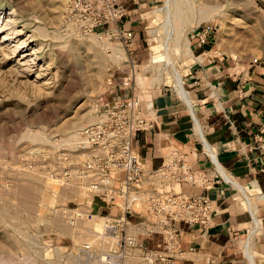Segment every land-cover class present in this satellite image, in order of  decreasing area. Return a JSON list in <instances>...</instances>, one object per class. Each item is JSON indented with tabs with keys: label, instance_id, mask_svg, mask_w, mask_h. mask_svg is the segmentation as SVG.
<instances>
[{
	"label": "rangeland",
	"instance_id": "374dc122",
	"mask_svg": "<svg viewBox=\"0 0 264 264\" xmlns=\"http://www.w3.org/2000/svg\"><path fill=\"white\" fill-rule=\"evenodd\" d=\"M164 1L141 0L136 37L128 34L119 40L110 38L117 34L115 29L85 36L62 29L64 0H0V256L6 258L0 264H87L81 245L89 243L95 250L115 245L106 236L102 216L75 225L62 219L61 208L82 205L89 200L87 192L62 187L60 180L41 170L52 164L58 152L70 149L81 126L96 120V107L112 96L106 87L109 77L114 76V93L133 92L147 106L160 91H170L177 98L174 87L149 82L167 64L163 50L172 52L171 42L176 37L179 43L183 33L188 34L195 54L202 52L200 42L207 47L206 56L221 59L228 72L247 74L264 67L263 2L174 0L177 7L171 0V19L159 29L157 39L150 40L148 30L161 25L152 22L156 17L152 10L163 8ZM258 8L262 13H257ZM162 12L167 13L165 8ZM9 17L13 23L6 26ZM12 28L17 32L3 39ZM93 35L100 43L120 42L139 72L149 61L156 66L137 84L129 60L112 63L110 51L91 40ZM151 54L156 56L153 60ZM172 56L184 80L192 60ZM130 71L131 87L122 89L120 77ZM21 187H27L30 198L21 196ZM25 205L27 211L21 208ZM135 248L140 253V247ZM126 257L130 264L128 251Z\"/></svg>",
	"mask_w": 264,
	"mask_h": 264
},
{
	"label": "built area",
	"instance_id": "2783aa9c",
	"mask_svg": "<svg viewBox=\"0 0 264 264\" xmlns=\"http://www.w3.org/2000/svg\"><path fill=\"white\" fill-rule=\"evenodd\" d=\"M126 15L120 0H64L60 26L79 36L116 29L110 38L120 40L128 35L121 27ZM129 58L132 70L131 53ZM113 78L106 81L112 96L96 107L97 119L81 126L70 149L58 152L52 164L41 170L45 168L47 175L60 180L62 187L86 190L89 200L59 211L69 225L103 217L106 236L115 245L106 250L81 245L80 254L88 256L87 264H125L126 253L133 247H140L143 264H183L184 254L193 248L182 247L180 224L201 228L211 224L214 205L206 191L216 185L217 177L223 179L206 152L211 170L195 167L175 147L167 150L159 166H145L136 143L140 133L153 132L156 109L133 92L128 96L114 93ZM132 78L131 72L120 77V87L130 88ZM261 128L264 131V118ZM184 186L204 192L190 193ZM193 264H212V259L207 255Z\"/></svg>",
	"mask_w": 264,
	"mask_h": 264
},
{
	"label": "crops",
	"instance_id": "0c3cea01",
	"mask_svg": "<svg viewBox=\"0 0 264 264\" xmlns=\"http://www.w3.org/2000/svg\"><path fill=\"white\" fill-rule=\"evenodd\" d=\"M120 1L127 13L121 27L136 37V11L143 3ZM197 45L200 54H207L205 45ZM208 56L200 63L192 61L185 74L194 111H189L177 91V98L170 91L155 93L148 102L150 109H156L154 130L140 133L136 148L144 165L151 168L159 166L166 151L175 147L195 167L211 170L206 153H212L241 186L253 187L245 198L233 183L217 177L216 185L206 191L214 205L211 224L206 228L180 224L182 247L193 248L184 254L183 264L200 262L207 255L212 264H252L251 258L254 264H264V67L247 74L231 73L221 59ZM183 190L204 192L191 186Z\"/></svg>",
	"mask_w": 264,
	"mask_h": 264
},
{
	"label": "bare ground",
	"instance_id": "6f19581e",
	"mask_svg": "<svg viewBox=\"0 0 264 264\" xmlns=\"http://www.w3.org/2000/svg\"><path fill=\"white\" fill-rule=\"evenodd\" d=\"M174 1V0H173ZM250 1V0H249ZM248 1V2H249ZM254 1V0H253ZM260 3H262L263 2V4H264V0H258ZM165 3H164V7L163 8H165L166 9V14L165 15H163V12H162V10H163V8H156V9H153L152 10V12H154L155 13V15H156V17H155V19L152 21V22H156V21H161V25L159 26V27H155V28H151V29H149L148 30V35H149V38H150V40H155V39H157V37H158V35H159V29L161 30V27H163V26H165L167 23H168V21H169V19H171L170 18V15H169V11H170V4H171V0H165L164 1ZM175 2V1H174ZM173 2V3H174ZM176 2H177V0H176ZM174 3L175 5L177 4V3ZM247 2V3H248ZM250 3H251V1H250ZM174 5V6H175ZM176 7V6H175ZM177 7H178V4H177ZM176 7V8H177ZM258 12V14H260V13H262L261 12V10H259V8H258V10H257ZM177 13H178V11H177ZM175 14V13H174ZM176 15V14H175ZM186 15V14H185ZM232 15V14H231ZM177 16V15H176ZM176 16H174L173 15V19H175V17ZM262 16H264V15H262ZM180 17V16H179ZM244 17V16H243ZM238 19V18H237ZM232 20V19H231ZM230 20V21H231ZM236 21V20H235ZM235 21H234V23H235ZM13 22L11 21V19H10V17L6 20V23H5V25L7 26V25H10V24H12ZM236 24H238L237 22H236ZM4 25V26H5ZM232 25H233V23H232ZM114 29H112L111 31H113ZM116 30V29H115ZM11 33L9 32V33H6V34H4L3 35V39H9L8 38V35L9 34H13V33H15V32H17V30L16 29H14V28H12L11 29ZM111 31H109V32H111ZM116 32H117V30H116ZM90 39L91 40H93L94 42H96V40H98V36L97 35H93V36H91L90 37ZM174 41L173 42H171V45H173V51L172 52H170L168 49H166V50H163L164 51V54L163 55H165V56H167L168 57V61L166 60L167 58H165V60L167 61V64L170 66H166L165 65V67H163V72L161 71V73H159L156 77H154V78H152V80L153 81H150L149 83H150V85H152V84H154V85H156V86H159V85H161L162 83L164 84V85H170V86H172V87H174L175 88V90L177 91V93L180 95V97H182V99L187 103V105H188V107H189V111H194L193 110V103H192V100H191V98L189 97V95H188V93H187V90H186V88H185V82H184V80H183V76H182V73L180 72V70L177 68V65H176V62H175V60L173 59V56H172V54H174L175 56H176V58H178L179 60L180 59H186V58H189V59H191L192 61H193V63L194 62H202L204 59H205V57H206V53H204V54H195V52L192 50V48H191V42H190V40H189V37H188V34L187 33H183V34H181V36H180V39H179V43H178V39H176V37L173 39ZM157 41V40H156ZM18 43V42H17ZM16 43V44H17ZM96 43H98V44H102V47H103V49H106V50H109L110 51V53L107 55L108 57H109V59H110V61H112V63H115V64H119L121 61H126V60H130V58H129V55H128V53H127V51H126V49L122 46V44L120 43V42H115L114 44H111V43H106V42H104V43H100V41L98 40V42H96ZM152 43H153V41H152ZM19 45V44H18ZM90 47L92 46V43H89L88 44ZM157 45V44H156ZM158 46V45H157ZM16 47H17V45H16ZM155 48H156V46H155ZM100 50H102V49H100ZM103 52V51H102ZM151 52V51H150ZM33 53V52H32ZM95 54V56H98L97 54L98 53H94ZM152 54H154V53H152ZM151 54V60H153V58L154 57H156V56H154V55H152ZM160 55V54H159ZM162 55V56H163ZM157 57H159V56H157ZM164 57V56H163ZM156 59V58H155ZM164 59V58H163ZM158 60H160L159 58H158ZM149 61V60H148ZM164 61V60H163ZM165 61V62H166ZM134 62V61H133ZM157 63V62H156ZM162 62L160 61V64H161ZM159 64V63H158ZM163 64V63H162ZM161 64V65H162ZM137 64H135L134 63V65H133V68H132V72H133V74H134V78H135V80H136V83L137 84H141V82L139 81V80H143V78H144V75L145 74H147V73H150V71H151V69L153 68V67H155L156 65H154V64H152V61L150 62H148V63H146V64H144L143 66H142V69H141V72H139V70H138V68H137V66H136ZM162 66H164V65H162ZM169 67V68H168ZM162 70V69H161ZM164 70H166L165 72H164ZM131 72V71H130ZM164 75V76H163ZM155 76V75H154ZM168 83V84H167ZM138 96V95H137ZM138 98L141 100V101H143L141 98H140V96H138ZM150 107V106H149ZM97 119V118H96ZM195 122H196V120H195ZM197 128H198V125H197ZM198 130H199V128H198ZM199 135H200V133H201V131L199 130ZM203 134L201 133V136H202ZM71 136H73V135H71ZM200 136V137H201ZM199 137V138H200ZM201 139V141L203 142V144L205 145L206 143H204V141H203V139L202 138H200ZM207 147H208V143H207V145H206ZM168 148V147H167ZM167 152V151H166ZM165 155V154H164ZM213 159H214V157H215V155L214 154H209ZM215 163H216V172L218 173V175L220 176V177H222V179H223V181L224 182H226V181H230L231 183H233L235 186H236V188H237V190L239 191V193L243 196V197H245V198H247L248 197V194H247V191H251L252 189H253V187H252V185H245V186H241L237 181H235L223 168H221V166L218 164V162H216L215 161ZM7 181V180H6ZM251 183H253V182H251ZM12 185V184H11ZM27 185V184H26ZM14 186V185H13ZM52 186V185H51ZM234 186V187H235ZM22 188V187H21ZM14 189V188H13ZM57 188H55V190H56ZM2 191V190H1ZM19 192V191H18ZM57 192V191H56ZM9 193V192H8ZM11 193V192H10ZM19 193H21V196L23 195L24 197H26L27 199H28V197H29V195H30V192H29V190L27 189V187L25 188H22V189H20V192ZM32 193V192H31ZM2 194V193H1ZM32 195V194H31ZM24 197H22L23 199H24ZM35 197V196H34ZM30 198V197H29ZM15 200H17V199H15ZM20 200V199H19ZM26 200V199H25ZM22 201V200H21ZM24 202V201H23ZM22 202V203H23ZM26 203V202H25ZM18 204V203H17ZM28 204H30V203H28ZM20 205H22V204H20ZM19 206V205H18ZM26 206V205H25ZM22 207L21 206V208H24L23 210H25V211H27V206L26 207ZM34 206V205H33ZM29 207H31V206H29ZM254 208V207H253ZM12 209V208H11ZM16 209H18V208H16ZM15 209V210H16ZM30 209V208H29ZM31 210H32V208H31ZM17 211V210H16ZM15 211V212H16ZM21 211V210H20ZM37 211V210H36ZM32 212V211H31ZM29 215V214H28ZM63 219V218H62ZM48 220H49V222H50V219H49V217H48ZM83 222V221H82ZM254 222H255V220H254ZM65 224V223H64ZM37 225V224H36ZM102 241V240H101ZM104 241H107V240H104ZM103 241V242H104ZM101 243V242H100ZM105 243V242H104ZM107 244V243H106ZM104 245V244H103ZM128 252L131 254V256H132V259H131V262H130V264L131 263H134V264H137V261H140V264L142 263L143 264V262H142V258H141V255H140V253H138L137 251H136V248L135 247H133V248H131V249H129L128 250ZM135 256L137 257V258H135ZM6 258L5 257H2V256H0V262H2V261H6L5 260ZM251 262H252V264H254L253 263V259L251 258ZM10 263V262H9ZM13 264V263H12ZM125 264H127V257L125 256ZM129 264V263H128Z\"/></svg>",
	"mask_w": 264,
	"mask_h": 264
}]
</instances>
